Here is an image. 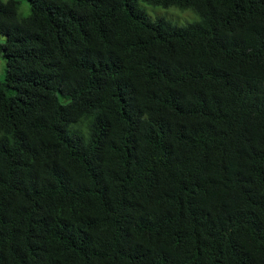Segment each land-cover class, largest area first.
Instances as JSON below:
<instances>
[{
    "label": "trees",
    "instance_id": "trees-1",
    "mask_svg": "<svg viewBox=\"0 0 264 264\" xmlns=\"http://www.w3.org/2000/svg\"><path fill=\"white\" fill-rule=\"evenodd\" d=\"M24 2L0 0V264H264V0Z\"/></svg>",
    "mask_w": 264,
    "mask_h": 264
},
{
    "label": "rangeland",
    "instance_id": "rangeland-1",
    "mask_svg": "<svg viewBox=\"0 0 264 264\" xmlns=\"http://www.w3.org/2000/svg\"><path fill=\"white\" fill-rule=\"evenodd\" d=\"M19 2L21 3L20 10L26 11L27 7H26V3L24 2V0H19ZM140 6L143 7L145 14L149 18L151 19L163 18L169 21L170 23H172L173 25H177V26L186 25L188 23H192L198 20V18L189 11L184 12V11L177 10L175 8L164 9L161 7H151V6L144 5V4H141ZM20 10L19 12L22 13ZM24 13H22V15ZM2 42H3V38L0 37V43ZM4 70H5V64H4V61L0 58V79L4 78Z\"/></svg>",
    "mask_w": 264,
    "mask_h": 264
}]
</instances>
